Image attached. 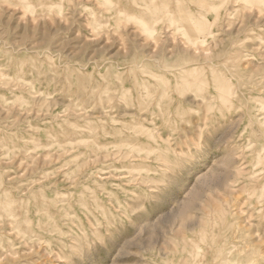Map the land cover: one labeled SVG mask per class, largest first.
Returning <instances> with one entry per match:
<instances>
[{"label": "rangeland", "instance_id": "obj_1", "mask_svg": "<svg viewBox=\"0 0 264 264\" xmlns=\"http://www.w3.org/2000/svg\"><path fill=\"white\" fill-rule=\"evenodd\" d=\"M224 1L0 0V264H264V0Z\"/></svg>", "mask_w": 264, "mask_h": 264}, {"label": "bare ground", "instance_id": "obj_2", "mask_svg": "<svg viewBox=\"0 0 264 264\" xmlns=\"http://www.w3.org/2000/svg\"><path fill=\"white\" fill-rule=\"evenodd\" d=\"M220 1H221V0H220ZM223 1H224V0H222V2H223ZM230 1H231V0H230ZM248 1H249V0H248ZM248 1H247V2H248ZM258 1H260V4H259V5H261V2H263V1H261V0H258ZM258 1H256V2H258ZM107 2H109V1H107ZM155 2H156V1H155ZM155 2L153 1V4H154ZM206 2H207V1H206ZM224 2H225V1H224ZM234 2H235V1H234ZM247 2H246V3H247ZM254 2H255V1H254ZM156 3H157V2H156ZM166 3H167V2H166ZM216 3H217V2H216ZM216 3H215V4H216ZM220 3H221V2H220ZM238 3H240V1H239ZM246 3H245V6H246ZM249 3H250V2H249ZM249 3H248V4H249ZM139 4H140V3H139ZM171 4H172V3H171ZM248 4H247V5H248ZM250 4H251V3H250ZM250 4H249V5H250ZM253 4H254V3H253ZM253 4H252V5H253ZM256 4H258V3H256ZM143 5H144V4H143ZM156 5H157V4H156ZM156 5H155V8H156ZM160 5H161V3H160ZM160 5H159V6H160ZM167 5H169V2L167 3ZM209 5H210V4H209ZM249 5H248V6H249ZM139 6H140V5H139ZM146 6H148V7L150 8L149 5L146 4ZM218 6H219V5H218ZM254 6H255V4H254L252 7H254ZM216 7H217V6H215L214 8H215L216 10H218ZM246 7H247V6H246ZM250 7H251V5H250ZM144 8H147V7H145V5H144ZM161 8H162V7H161ZM210 8H211V6H210ZM210 8L208 7L209 10H211ZM214 8H213V9H214ZM247 8H248V7H247ZM157 9H158V11H159V7H157L156 10H157ZM168 9H169V8H168ZM252 9H253V8H252ZM252 9H251V10H252ZM254 9H255V8H254ZM259 9H261V8H259ZM130 10H131V9H130ZM174 10H175V9H174ZM249 10H250V9H249ZM218 11H219V10H218ZM215 12H217V11H215ZM251 12H252V11H251ZM254 12H255V11H254ZM254 12H253V14H254ZM220 13H221V12H220ZM256 13H257V11H256ZM256 13H255V15H258V16L261 15L260 12H259L258 14H256ZM181 14H182V13H181ZM224 14H225V13H224ZM259 14H260V15H259ZM127 15H128V13H127ZM131 15H133V14H131ZM160 15H161V14H160ZM217 15H218V14H217ZM263 15H264V14H263ZM263 15H261V17H263ZM128 16H130V15H128ZM186 16H187V15H186ZM186 16H185V17H186ZM220 16H221V15H219V17H220ZM250 16H251V15H250ZM252 16H253V15H252ZM252 16H251V17H252ZM245 17H246V16H245ZM255 17H256V16H255ZM221 18H222V17H221ZM258 18H260V17H258ZM256 19H257V18H256ZM260 19H261V18H260ZM260 19H258V21H259ZM259 22H260V21H259ZM212 23H213V22H212ZM145 24H146V23H145ZM259 24H260V23H259ZM153 25H154V24H153ZM220 25H221V23H220ZM256 25H257V22H256ZM263 25H264V24H263ZM205 26H206V25H205ZM162 27H163V26H162ZM217 27H218V26H217ZM219 27L221 28V26H219ZM219 27H218V28H219ZM173 28H174V27H173ZM180 28H181V27H180ZM180 28H178V29L180 30ZM199 28H200V27H199ZM176 29H177V28H176ZM179 30H176L174 33H177V31H179ZM181 30H182V29H181ZM184 30H185V29H184ZM193 30H195V29H193ZM219 30H220V29H219ZM166 31H167V30H166ZM167 32H168V31H167ZM180 32H181V31H179V34H180ZM209 34H210V33H209ZM220 34H221V33H220ZM175 35H176V34H175ZM177 35H178V34H177ZM207 35H208V34H207ZM204 36H206V35H204ZM219 36H220V35H219ZM215 37H217V36L215 35ZM253 37H256V36H253ZM211 38H212V37H211ZM199 39H201V38L199 37ZM199 39L197 38V40H199ZM202 39H203V37H202ZM220 39H221V38H219V41L221 42L222 40H220ZM248 39H249V38H248ZM250 39H251V38H250ZM184 40H185V39H184ZM203 40H205V38H204ZM213 40H214V39H213ZM213 40H212V42H213ZM216 40H217V38H216ZM252 40H253V39H252ZM214 42H216V41H214ZM214 42H213V43H214ZM217 42H218V41H217ZM179 43H180V42H179ZM196 43H197V41H196ZM198 43H199V42H198ZM198 43H197V44H198ZM180 44H181V43H180ZM187 44H188V43H187ZM187 44H186V45H187ZM189 44H190V43H189ZM207 44H208V43H207ZM214 44H215V43H214ZM175 45H176V44H175ZM200 45L202 46V43H201ZM208 45H209V44H208ZM208 45H206V46H208ZM176 46H177V45H176ZM190 46H191V45H190ZM212 46H213V45H212ZM215 46H216V45H215ZM173 47H174V46H173ZM192 47H193V46H192ZM202 47H205V46L203 45ZM231 47H232V46H231ZM263 47H264V46H263ZM181 48H182V47H181ZM207 48H208V47H207ZM182 50H183V49H182ZM190 50H191V49H190ZM202 50H203V49H202ZM210 50H211V48H210ZM212 50H213V49H212ZM233 50H234V49H233ZM234 51H235V50H234ZM225 52H226V51H225ZM202 53H203V52L201 51V48H196L195 50L192 49V54H191V55H192V57H193V56H194V57H197V56H199V55H201V56L205 55L204 53H203V54H202ZM208 53H209V52H208ZM236 58H237V57H236ZM239 58H240V57H239ZM194 80H195V79H194ZM183 82H184V81H183ZM186 83H187V82H186ZM186 83H185V84H186ZM183 84H184V83H183ZM188 85H189V84H188ZM193 86H194V85H193ZM183 87H184V86H183ZM184 89H185V88H184ZM184 91H185V90H184ZM121 96H122V95H121ZM121 96H120V97H121ZM118 97H119V96H118ZM208 97H209V96H208ZM208 97H207V98H208ZM122 98H123V97H122ZM122 98H121V99H122ZM203 98H204V97H203ZM123 100H124V98H123ZM126 101H127V100H126ZM201 101H202V100H201ZM207 101H208V100H207ZM235 101H236V100H235ZM125 104H126V103H125ZM117 105H118V104H117ZM132 106H133V105H132ZM136 106H137V105H136ZM219 106H220V105H219ZM119 107H120V106H119ZM139 108H140V107H139ZM217 108H218V107H217ZM136 109H137V108H136ZM211 110H212V109H211ZM225 110H226V109H225ZM139 111H140V110H139ZM205 111H206V109H205ZM226 111H227V110H226ZM230 111H231V110H230ZM234 111H236V110H234ZM140 112H141V111H140ZM157 112H158V111H157ZM157 112H156V113H157ZM207 112H208V111H207ZM162 115H163V114H162ZM165 115H166V114H165ZM167 115H168V114H167ZM167 115H166V116H167ZM169 115H170V114H169ZM219 115H220V113H219ZM139 117H140V116H139ZM142 117H143V116H142ZM171 117H172V116H171ZM223 117H224V116H223ZM225 117H226V116H225ZM162 118H163V117H162ZM205 118H207V115L205 116ZM206 120H207V119H206ZM146 121H147V120H146ZM159 121H160V120H159ZM171 121H172V120H171ZM213 121H214V119H213ZM217 121H218V120H217ZM209 123H210V122H209ZM263 123H264V122H263ZM166 124H167V123H166ZM210 125H212V123H211ZM262 128H264V127H262ZM262 134H263V133H262ZM151 138H152V137H151ZM146 142H147V140H146ZM126 143H127V142H126ZM142 146H143V145H142ZM144 146H145V145H144ZM149 146H150V145H149ZM146 147H147V145H146ZM144 148H145V147H144ZM150 148H151V147H150ZM241 148H242V147H241ZM258 148H259V147H258ZM261 148H262V146L260 147V149H261ZM260 149H259V150H260ZM123 150H124V149H123ZM142 150H143V149H142ZM151 150H152V149H151ZM254 150H255V149H254ZM132 152H133V151H132ZM139 152H140V151H139ZM137 153H138V152H137ZM253 153H254V152H253ZM118 154H119V153H118ZM120 154H121V153H120ZM137 155H139V154H137ZM251 155H252V154H251ZM254 156H255V155H254ZM263 158H264V157H263ZM257 159H258V158H257ZM257 159H256V160H257ZM255 162H256V161H255ZM259 162H260V161H259ZM259 162H258V163H259ZM251 163H252V162H251ZM253 167H254V166H253ZM260 167H262V166H260ZM262 171H263V169H262ZM262 171H260V172H262ZM263 174H264V173H263ZM259 175H261V174H259ZM255 176H256V175H255ZM257 176H258V175H257ZM257 178H258V177H257ZM261 179H262V176H261ZM262 181H263V180H262ZM263 185H264V182H263ZM261 186H262V184H261ZM261 186H260V187H261ZM262 187H263V186H262ZM262 190H263V189H262ZM259 195H260V194H259ZM263 199H264V197H263ZM263 201H264V200H263ZM260 202H261V201H260ZM259 207H262V206H259ZM263 207H264V206H263ZM262 209H263V208H262ZM261 211H262V210H261ZM262 212H263V211H262ZM262 238H264V237H262ZM260 240L262 241V239H260ZM182 241H183V240H182ZM258 241H259V240H258ZM258 241H257V242H258ZM261 241H259V242H261ZM259 242H258V243H259ZM249 244H250V243H249ZM226 245H227V244H226ZM245 245H246V244H245ZM183 246H184V245H183ZM183 246H182V247H183ZM234 246H235V245H234ZM238 246H239V245H238ZM243 246H244V245H243ZM243 246H240V247H243ZM221 247H222V246H221ZM221 247H220V248H221ZM235 247H236V246H235ZM244 247H245V246H244ZM249 247H250V246H249ZM262 247H263V246H262ZM215 248H216V247H215ZM232 248H233V247H232ZM247 248H248V245H247ZM247 248H246V249H247ZM260 248H261V247H260ZM260 248H259V249H260ZM233 249H234V248H233ZM244 249H245V248H244ZM246 249H245V250H246ZM217 250H218V249H217ZM213 251H214V249H213ZM248 251H249V249H248ZM261 251H262V250H261ZM215 252H216V251H215ZM225 252H226V251H225ZM254 252H255V251H254ZM215 254H216V253H215ZM223 254H226V253L223 252ZM224 256H225V255H224ZM228 256H229V254H228ZM214 257H215V256H214ZM230 257H232V253H231V256H230ZM225 258H227V257H225ZM227 259H228V258H227ZM213 260H214V259H213ZM225 261H226V260H225ZM227 263H228V262H227ZM200 264H201V263H200ZM214 264H215V263H214ZM216 264H217V263H216Z\"/></svg>", "mask_w": 264, "mask_h": 264}]
</instances>
